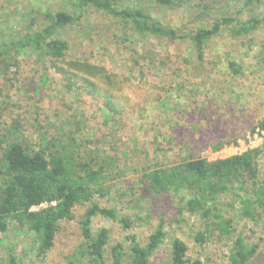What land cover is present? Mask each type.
I'll return each instance as SVG.
<instances>
[{
    "label": "rangeland",
    "instance_id": "374dc122",
    "mask_svg": "<svg viewBox=\"0 0 264 264\" xmlns=\"http://www.w3.org/2000/svg\"><path fill=\"white\" fill-rule=\"evenodd\" d=\"M120 3L142 7L183 33L228 16L242 22L253 15L264 17V0L253 9L246 8L243 0H182L173 7L154 0ZM61 10L73 14L71 0H0V49L4 43L40 30ZM76 14L80 17L75 22L54 35L69 43L59 65L79 61L105 67L115 82L111 90L115 109L108 110L99 93L108 88L103 81L94 79L98 93L82 80L69 90L67 79L45 51L14 50L0 60V133L17 125L19 134L35 149L54 138L59 147L73 149L78 160L94 155L98 165H104L106 194H96L92 201L116 208L133 223L126 228L117 220L93 218L94 232L101 227L110 231L107 264L112 245L121 242L129 252V235L145 245L161 218L168 237L149 264H170L171 237L186 242L191 260L229 264L230 240L213 237L198 242L195 234L203 228V219L180 211L173 198L146 199L142 174L156 164L168 166L193 153L216 160L262 146L264 130L252 132V128L264 118V54L258 52L264 43V23L250 35V43H256L254 50L243 46V36L235 39L224 28L208 42L200 62L190 39L138 36L119 18L92 6ZM229 53V58L244 61L243 75L229 74L225 64ZM218 140L233 142L213 150L211 145ZM259 160L264 178V153ZM92 201L76 204L74 218L60 222L54 247L46 256H39L30 236L11 224L7 232H0V264H8L11 254L19 264H71L68 256L83 242L80 220ZM226 214L236 216L237 208ZM260 214L258 221L236 218L234 237L243 233L249 243L259 245L248 264H264V211Z\"/></svg>",
    "mask_w": 264,
    "mask_h": 264
},
{
    "label": "trees",
    "instance_id": "16d2710c",
    "mask_svg": "<svg viewBox=\"0 0 264 264\" xmlns=\"http://www.w3.org/2000/svg\"><path fill=\"white\" fill-rule=\"evenodd\" d=\"M120 1L71 0L75 9L73 14L65 10L57 11L52 16V22L40 30L30 31L22 38L4 43L0 49V60L1 57H10L14 50L45 51L57 70L67 79L69 90L73 84L82 80L90 91L98 93L100 88L94 79L103 81L108 88L99 93L104 96L108 110L113 111L115 108L111 101V90L115 82L105 67L79 61H73V65H59L69 43L54 35L60 28L75 22L80 17L76 13L83 8L92 6L119 18L141 37L155 36L172 41L190 39L200 62L204 59L208 42L224 28L229 29L235 39L243 36V46H250L254 50L256 43H250V35L264 23V17L258 15L243 22L228 16L212 25L198 26L189 33H183L165 25L144 8L127 6ZM154 1L172 7L182 3V0ZM259 1L243 0V3L246 8L253 9ZM263 47L264 43L258 51L260 54H264ZM229 57L230 53L225 57L229 74L232 77L243 75L244 61ZM2 93L0 87V95ZM107 117L112 116L109 113ZM257 128L264 130V118L253 126L252 132ZM231 142L218 140L211 148L219 150ZM262 153L264 141L261 147L216 160L198 154L195 157L193 153L168 166L156 164L142 174L143 184H146L143 194L150 200L173 198L180 211L197 214L203 219V228L195 234L198 242L204 243L213 237L218 241L230 240L232 247L227 255L228 263L248 264L257 253L259 245L249 243L243 233L234 237L237 232L236 218L258 221L260 211H264V178L260 176L259 160ZM81 158L78 160L70 147H59L54 138L38 149L33 148L19 134L17 125L0 133V232H7L11 224L17 226L21 233L30 236L29 242L36 248L37 254L46 256L54 247L60 222L74 218V206L92 201L96 194H106L102 184L104 165H98L94 155H83ZM44 202L48 203L46 207L33 209ZM234 208H237V215L228 216L226 212ZM97 215L120 221L126 228L133 224L130 219L121 217L116 208L92 201L80 220L83 242L68 256L71 264H107L106 249L110 231L107 227L93 231L92 221ZM166 237V223L161 218L145 245L135 235L128 236L131 242L129 252L125 251L121 242L112 245L110 264H149L152 255ZM170 243V264H202L199 258L191 260L187 257L188 245L181 238L171 237ZM8 264H19L17 257L11 254Z\"/></svg>",
    "mask_w": 264,
    "mask_h": 264
},
{
    "label": "built area",
    "instance_id": "2783aa9c",
    "mask_svg": "<svg viewBox=\"0 0 264 264\" xmlns=\"http://www.w3.org/2000/svg\"><path fill=\"white\" fill-rule=\"evenodd\" d=\"M262 132H263V134H264V131H262ZM243 152H244V151H243ZM241 153H242V152H241ZM237 154H239V153H237ZM47 205H48V203L44 202V203H42L41 205L34 206L33 209L36 210V209H39V208H41V207H46Z\"/></svg>",
    "mask_w": 264,
    "mask_h": 264
}]
</instances>
